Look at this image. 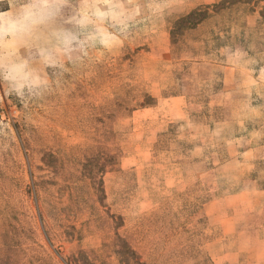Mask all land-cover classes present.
I'll return each instance as SVG.
<instances>
[{
    "label": "rangeland",
    "instance_id": "374dc122",
    "mask_svg": "<svg viewBox=\"0 0 264 264\" xmlns=\"http://www.w3.org/2000/svg\"><path fill=\"white\" fill-rule=\"evenodd\" d=\"M263 240L264 0H0V264Z\"/></svg>",
    "mask_w": 264,
    "mask_h": 264
},
{
    "label": "crops",
    "instance_id": "0c3cea01",
    "mask_svg": "<svg viewBox=\"0 0 264 264\" xmlns=\"http://www.w3.org/2000/svg\"><path fill=\"white\" fill-rule=\"evenodd\" d=\"M256 255H257V259L254 261L253 264H261V262L264 261V242H263V246H260L259 249H257Z\"/></svg>",
    "mask_w": 264,
    "mask_h": 264
}]
</instances>
